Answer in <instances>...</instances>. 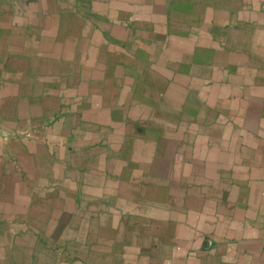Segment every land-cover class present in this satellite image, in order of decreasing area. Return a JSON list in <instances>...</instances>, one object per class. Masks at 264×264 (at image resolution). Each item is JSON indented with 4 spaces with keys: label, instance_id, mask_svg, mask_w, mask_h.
Returning <instances> with one entry per match:
<instances>
[{
    "label": "crops",
    "instance_id": "0c3cea01",
    "mask_svg": "<svg viewBox=\"0 0 264 264\" xmlns=\"http://www.w3.org/2000/svg\"><path fill=\"white\" fill-rule=\"evenodd\" d=\"M0 264H264V0H0Z\"/></svg>",
    "mask_w": 264,
    "mask_h": 264
}]
</instances>
